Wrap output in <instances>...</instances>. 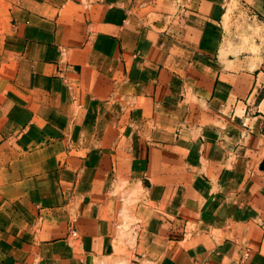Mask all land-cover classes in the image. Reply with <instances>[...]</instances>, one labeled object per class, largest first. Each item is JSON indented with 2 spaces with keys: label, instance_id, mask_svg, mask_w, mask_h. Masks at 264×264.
I'll return each instance as SVG.
<instances>
[{
  "label": "crops",
  "instance_id": "1",
  "mask_svg": "<svg viewBox=\"0 0 264 264\" xmlns=\"http://www.w3.org/2000/svg\"><path fill=\"white\" fill-rule=\"evenodd\" d=\"M231 2L264 20L0 0V264H264V52H228Z\"/></svg>",
  "mask_w": 264,
  "mask_h": 264
},
{
  "label": "rangeland",
  "instance_id": "2",
  "mask_svg": "<svg viewBox=\"0 0 264 264\" xmlns=\"http://www.w3.org/2000/svg\"><path fill=\"white\" fill-rule=\"evenodd\" d=\"M225 14V41L230 54L254 57L264 52V20L252 18L251 12H247L235 2L226 6ZM260 159L264 163V152Z\"/></svg>",
  "mask_w": 264,
  "mask_h": 264
},
{
  "label": "built area",
  "instance_id": "3",
  "mask_svg": "<svg viewBox=\"0 0 264 264\" xmlns=\"http://www.w3.org/2000/svg\"><path fill=\"white\" fill-rule=\"evenodd\" d=\"M75 234H76V233H75V232H73V233H72V236H75Z\"/></svg>",
  "mask_w": 264,
  "mask_h": 264
}]
</instances>
